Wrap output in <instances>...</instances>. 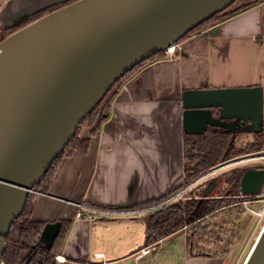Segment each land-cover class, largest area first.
Masks as SVG:
<instances>
[{
    "label": "crops",
    "instance_id": "crops-1",
    "mask_svg": "<svg viewBox=\"0 0 264 264\" xmlns=\"http://www.w3.org/2000/svg\"><path fill=\"white\" fill-rule=\"evenodd\" d=\"M70 1L73 0H0V29L24 22L43 8ZM262 1L238 0L228 10L238 9V13L184 39L179 45L177 59L152 60L124 84L122 93L111 102L107 118L99 128L92 131L85 126L78 131L77 136L88 141L87 152H75L60 160L47 191L34 194L31 210L33 223L69 224L58 256L75 263L153 264L147 259L152 252L139 255L147 247L144 246V219L160 206L152 203L183 187L188 174L189 161L184 144L186 135L192 134H187L183 128V91L261 88L260 123L253 125L251 119L243 122L236 118L227 122L239 125L230 131L237 132L238 136L235 138L230 134L229 146L231 143L236 148L239 144L244 148L246 144L262 141ZM179 72L186 77L187 84L180 91L164 97L165 87ZM150 90L153 92L148 95ZM214 129L226 131L218 126H207L202 133L190 138L198 140ZM258 134L262 135L258 137ZM214 189L215 185L208 189L210 195ZM79 204L107 214L85 212L92 219L86 216L79 219L77 215L82 211L76 207ZM231 207L239 206L234 203ZM235 220L234 216L232 224L225 226L224 231L230 239L219 255L198 253L197 245L184 236L186 256L183 264H243L262 228L256 219L255 223H244L236 231ZM181 232L185 233L184 230ZM204 247L212 249V244ZM96 253L104 258L95 260Z\"/></svg>",
    "mask_w": 264,
    "mask_h": 264
},
{
    "label": "water",
    "instance_id": "water-1",
    "mask_svg": "<svg viewBox=\"0 0 264 264\" xmlns=\"http://www.w3.org/2000/svg\"><path fill=\"white\" fill-rule=\"evenodd\" d=\"M237 0H75L0 41V264L27 197L110 88ZM261 88L185 90L183 128L234 131L262 118ZM260 131L259 129H253ZM264 170L240 192L257 195ZM49 250L61 223L44 227ZM243 264H264V225Z\"/></svg>",
    "mask_w": 264,
    "mask_h": 264
},
{
    "label": "trees",
    "instance_id": "trees-1",
    "mask_svg": "<svg viewBox=\"0 0 264 264\" xmlns=\"http://www.w3.org/2000/svg\"><path fill=\"white\" fill-rule=\"evenodd\" d=\"M75 1V0H73ZM72 1V2H73ZM72 2L64 3L61 5H58L56 7L46 8L43 9V11L37 12L33 14L30 18H28L25 23L19 27L14 28L13 30L7 32L5 34V37L13 34V32L21 27H24L28 25L31 22H34L40 18H43V16L47 15L48 13H51L55 10H58V8H61L63 6H66ZM240 10L235 9L229 12H226V14H217L213 17H211L210 20L207 22L201 24L198 28L206 29L211 26V24L219 23L222 20L226 19V17L234 15L238 13ZM185 38H187V35H185L179 43H181ZM166 58L164 55V52L158 53L154 56H151L150 59L136 65L135 68H133L128 74L121 77L117 83L113 87L110 88L107 95L104 97V99L97 105V107L92 111L91 114H89L84 121L81 123V125L77 129L78 131L83 126H87L92 128V131H95V129L99 128V126L106 120L108 111L111 107V102L113 99H115L118 96V91L122 90V87L124 84L135 74H137V71L142 69L144 66H146L149 62L155 59H162ZM222 131V132H221ZM77 133L75 134V137L70 141V143L66 146V148L63 150V152L58 156V158L54 161L51 168L48 170V172L45 174V176L42 178L39 184H37L34 188V190L45 193L48 189L49 184L51 183V177L53 174V171L56 168V165L60 162V160L64 156H71L75 152L85 153L87 152L88 148V141L87 140H81ZM221 133V134H220ZM231 134V133H230ZM262 134H258V137H260ZM218 136V137H215ZM230 137L229 132L223 131V130H216L206 132L205 136H200L198 140L192 141L191 138H189V141L194 142L193 144L196 146V144H211L212 142L215 143L213 146L216 147L217 150L213 151L215 153V157L212 159V161H208L211 151H207L204 155L200 154L198 155V162L200 161L201 157H204L203 161H200L196 165V167L189 168L187 166L186 172L193 171L191 175H186L185 184L183 187H186L187 185L194 182L196 179L199 178L202 172L208 171L211 167L216 166L219 163H222L224 160H228L229 156H232V154L235 152V148L229 146L228 138ZM187 139V138H186ZM186 141V140H185ZM261 142L255 141L249 144H246L245 149L243 151H246L248 149V152L246 153H256L261 150ZM242 153V151H240ZM242 155V154H239ZM264 170V168H261ZM233 176L230 175L229 182L233 181L236 182V185L238 181H240L241 176H237V172L232 173ZM183 187L173 190L170 195L157 200L156 202L152 203V205L159 204L163 201L171 199L172 196L178 194L179 191L183 189ZM223 196H220L215 200L216 205L214 206L215 209L212 211H208L205 214L202 215H194L192 219H188V210L189 208L187 205V201L183 204L182 202H174L166 206H162L156 209V211L146 215L144 219V223L146 225V232H145V243L144 246H149L151 244L157 243V241L162 240L164 238L172 236V234L179 232L183 230L185 226H191L196 224L197 222L204 219L207 214H210L214 211H217V209L224 208L226 205H232L233 203L237 202L234 200V197L231 198L230 195L222 194ZM34 194H29L27 197V203L24 207V210L22 211V214L19 216L17 220H15L11 226V230L8 235L7 239V248L5 250V253L3 255V264H58L55 260V256L59 255L60 249L62 248L63 241L65 240L66 234L69 231V224L68 223H62L61 230L56 237V239L52 242L49 250H46L45 243L42 242L41 236L44 231V227L46 226L45 223H39V222H31L32 217V204L34 201ZM190 197L193 198V203H197L198 200H196L193 195L190 193ZM231 198V199H229ZM263 227V226H262Z\"/></svg>",
    "mask_w": 264,
    "mask_h": 264
},
{
    "label": "rangeland",
    "instance_id": "rangeland-1",
    "mask_svg": "<svg viewBox=\"0 0 264 264\" xmlns=\"http://www.w3.org/2000/svg\"><path fill=\"white\" fill-rule=\"evenodd\" d=\"M236 2H238V0ZM236 2L234 4H236ZM262 2H264V0ZM233 5H231L229 8H231ZM229 8H227L225 12L219 13V14L221 15L226 14V12H229L228 11ZM0 30L2 31L3 29H0ZM203 31L204 29L201 27L198 29H195L194 31L187 34V38L191 36H196L199 33H202ZM180 44L181 43H178L177 45L179 46ZM179 53L180 51L178 50L175 53V55H178ZM162 60L164 62L167 61L166 58H162ZM185 84H187L186 77H184L179 72V74L176 75L175 80L167 84V86L165 87V92H163V96L165 97V96H168V94L170 93H176L180 91L181 88L185 86ZM152 92L153 90L152 91L150 90L148 92V95H151ZM121 93H122V90L118 91V95H120ZM230 133L234 134L235 138H237L238 136L237 132H230ZM191 136L192 135H186L187 139L185 141L184 147L186 150L187 160L189 161V164L187 166L193 170V168L196 167V165L200 163V161H203L204 159V157H201L200 161L198 162L197 160L198 155L200 154L204 155L205 153H207V151H211L213 149H214L213 151H215L217 150V148L216 147L214 148L213 145L215 143L213 142H212V145L205 144V143L204 144L198 143L195 146L193 144L194 142L189 141V138ZM215 137H218V136H215ZM260 145H261L260 152H264V138L262 139ZM235 146H236L235 152L232 154V156L228 157V160H224L222 161V163H219L216 166H213L210 168L212 170V169H215L216 167L217 168L220 166L222 167V168L220 167L221 169L218 168L219 171H217L214 175L209 176L207 178L209 180L206 179L207 180V181L205 180L206 182L203 181L205 183L200 188L198 187L200 186L201 182L197 184V180H199V178L201 177H199L198 179H196L194 182L187 185L186 187H183V189L179 191L178 194L171 197V199H174L173 201H171V203L182 202L184 204L187 201V205H188L187 208H189L188 219H192L193 216L196 214L202 215L208 211H212L213 209H215L214 206L216 205L217 202L212 203L207 199H201V201H197V203L194 204L193 199H191L190 197H187V195H190L191 193L194 198L201 197V195H203V193H201L202 190L205 191L207 188H209L210 185L215 184V189L213 190L210 196L218 197L219 194L220 196H223L222 194H227V195H230L231 198L235 197L234 200L237 201L236 196L240 193L239 192L240 191L239 181L237 185L235 182V185L233 188L232 182H229L231 170L235 169V171L237 172V176L240 177L248 168H260V169L264 168V166H261V165H264V161L255 162L252 164L251 163L246 164L248 165L247 167H245L246 165L245 166L244 165L232 166L233 161L231 159H234V158L241 159L243 156H246L247 154L246 152H248V149H246V151H243L245 147L243 148L239 144ZM213 151H211L209 159H208V161L210 162L215 157V154L217 152L216 151L215 153H213ZM240 151H242V153ZM239 154H242V155H239ZM204 172L208 173V171H204ZM187 175L188 176L191 175L190 171H188ZM189 186L191 187L190 189H188ZM260 191H261L260 194L263 193V200H264V184ZM165 202H167V200L159 203L160 204L159 207H162L161 205L166 206V205L171 204V203L164 204ZM263 205H264V202L258 205L251 204L250 206H252V208L255 210H259L263 207ZM238 206L241 208L231 207V205L229 204L226 205V207L224 206V208H221V209L218 208L217 211L207 214V216H205L204 219L197 222L196 224L191 225L189 227H187L188 225L185 226L183 228L185 233L180 231V232L172 234V236L170 237L157 241V243L155 244L149 245L150 247L152 246L153 248L154 247L155 248L150 254V256L147 257V259L148 258L151 259L153 264H183L184 257L186 256L184 254V250H185L184 249V244H185L184 236L185 238L187 237L188 240L191 239V241L197 245L195 246V250H197L198 253L208 252L207 254H211V255L222 254V251L227 248L226 244L228 240L230 239L228 238V235L226 234V231H224V229H225V226H230L232 224L231 221L234 216L236 217V220L234 221L233 227L236 228V231H239V228L242 227V224L245 223L246 225H248L251 221L252 223L256 221V219L259 223V227L263 228L262 226L264 225V218L260 220L254 214H252L249 210H245V208L240 205ZM221 239H224V240H221ZM219 242L221 243L219 244ZM208 244H212V249H206V247H204V246H207ZM127 262L131 263L133 262V260H128Z\"/></svg>",
    "mask_w": 264,
    "mask_h": 264
},
{
    "label": "built area",
    "instance_id": "built-area-1",
    "mask_svg": "<svg viewBox=\"0 0 264 264\" xmlns=\"http://www.w3.org/2000/svg\"><path fill=\"white\" fill-rule=\"evenodd\" d=\"M180 50L179 46L177 44L175 45H172L168 48H166V50L164 51V55L166 57L167 60H175L177 59L179 56L178 55H175V53ZM233 162H232V166H235V165H246V164H252V163H255V162H261V161H264V152H256V153H252V154H246V156H243L241 159L240 158H234V159H231ZM221 167V166H220ZM220 167H218L219 169H221ZM217 167L215 169H210L208 170V173L206 172H203L201 173L204 174V175H200L199 177V180H197V184L201 182V180H203L204 178L206 177H209V176H212L214 175L217 171H219ZM264 184V182H263ZM262 184V186H263ZM261 186V188H262ZM191 187L189 186L188 189H190ZM261 190V189H260ZM261 193V192H260ZM257 194V195H253V194H244L243 192H240L237 196H236V199H237V202H235L236 204L242 206L245 208V210H249L252 214H254L258 219H263L264 218V205L261 209L259 210H255L252 208V206H250L251 204L253 205H258V204H262L264 202L263 200V193L262 194ZM31 194H38V195H41L40 192L36 191V190H33L31 192ZM235 198V197H234ZM174 199H170V200H167V202H165L164 204H168V203H171V201H173ZM163 206V205H161ZM77 208L79 209H82V211H80V213H78L77 217L80 219L82 217H88L89 219H92V216L91 215H87L86 213L87 212H92V213H99V214H107L105 211H100V210H92V209H89L87 207H85L84 204H79V205H76ZM86 212V213H85ZM155 248V247H154ZM154 248L151 246L149 247H146V248H143L140 252H139V255L142 256V255H146L150 252H152L154 250ZM94 259H100L102 260L104 257L102 254L100 253H96L94 256ZM55 260L58 264H105L103 261L102 262H81V263H75V262H71L61 256H58L56 255L55 257Z\"/></svg>",
    "mask_w": 264,
    "mask_h": 264
},
{
    "label": "flooded vegetation",
    "instance_id": "flooded-vegetation-1",
    "mask_svg": "<svg viewBox=\"0 0 264 264\" xmlns=\"http://www.w3.org/2000/svg\"><path fill=\"white\" fill-rule=\"evenodd\" d=\"M70 2H72V1H70ZM64 3H68V2H64ZM64 3H61V4H64ZM61 4H59V5H61ZM53 7H56V6H53ZM48 8H51V7H48ZM43 9H46V8H43ZM41 11H43V10H41ZM38 12H40V11H38ZM35 14V13H34ZM30 18V17H29ZM28 20V19H27ZM26 20V21H27ZM25 23V21L24 22H21V23H18V24H14L13 26H9V27H6V28H4L2 31L0 30V40L1 39H3V37H5V34L7 33V32H9V31H11V30H13L14 28H16V27H19V26H21V25H23ZM230 146H231V148L233 147L232 145H231V143H230ZM248 169H257V168H248ZM258 170V169H257ZM233 172H235V169H232L231 170V176H233L232 175V173ZM246 172V171H245ZM242 176V175H241ZM208 177H206V178H204L203 180H201V183H205L207 180H209V179H207ZM207 179V180H206ZM206 180V181H205ZM203 181H205V182H203ZM201 183H200V185H201ZM212 185H215V184H212ZM212 185H210L209 186V188L212 186ZM234 185H235V182L233 181V188H234ZM209 188H207L205 191L204 190H202V192L201 193H203V195H201V197H195V199L196 200H198V201H201V199H207V200H209L210 202H215V200H217V198L219 197H212V196H210V194H209V192H208V189ZM204 191V192H203ZM190 193V192H189ZM188 193V194H189ZM187 197H190L189 195H187ZM191 199H193L192 197H190Z\"/></svg>",
    "mask_w": 264,
    "mask_h": 264
}]
</instances>
